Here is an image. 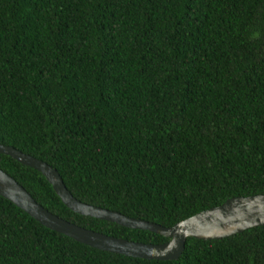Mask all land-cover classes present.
I'll list each match as a JSON object with an SVG mask.
<instances>
[{
    "label": "trees",
    "instance_id": "16d2710c",
    "mask_svg": "<svg viewBox=\"0 0 264 264\" xmlns=\"http://www.w3.org/2000/svg\"><path fill=\"white\" fill-rule=\"evenodd\" d=\"M0 142L55 167L78 199L164 226L264 193V0H0ZM0 168L70 222L169 240L72 210L8 154ZM0 264H264V224L145 258L0 194Z\"/></svg>",
    "mask_w": 264,
    "mask_h": 264
},
{
    "label": "water",
    "instance_id": "95a60500",
    "mask_svg": "<svg viewBox=\"0 0 264 264\" xmlns=\"http://www.w3.org/2000/svg\"><path fill=\"white\" fill-rule=\"evenodd\" d=\"M0 153L8 154L40 171L52 184L60 199L78 213L107 219L129 227L146 228L169 237V240L165 242L145 243L108 235L70 222L37 202L22 184L0 168L1 195L13 201L46 227L100 249L145 258L176 259L183 250L188 236L203 239L220 238L264 224V193L229 197L219 205L196 212L171 226H164L78 199L67 188L55 167L12 145L0 142Z\"/></svg>",
    "mask_w": 264,
    "mask_h": 264
},
{
    "label": "bare ground",
    "instance_id": "6f19581e",
    "mask_svg": "<svg viewBox=\"0 0 264 264\" xmlns=\"http://www.w3.org/2000/svg\"><path fill=\"white\" fill-rule=\"evenodd\" d=\"M229 221H231V219ZM229 221H227V222H229ZM125 246L129 247V245H125Z\"/></svg>",
    "mask_w": 264,
    "mask_h": 264
}]
</instances>
